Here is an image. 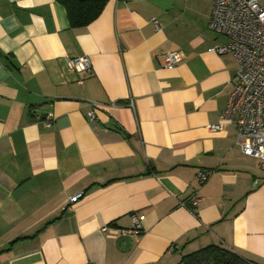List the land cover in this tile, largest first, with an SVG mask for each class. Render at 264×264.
I'll return each instance as SVG.
<instances>
[{"label": "crops", "instance_id": "crops-1", "mask_svg": "<svg viewBox=\"0 0 264 264\" xmlns=\"http://www.w3.org/2000/svg\"><path fill=\"white\" fill-rule=\"evenodd\" d=\"M213 9L109 0L72 27L57 0H0V264H183L211 244L264 264V170L222 120L238 61L213 50ZM133 214L143 233L122 235Z\"/></svg>", "mask_w": 264, "mask_h": 264}, {"label": "built area", "instance_id": "built-area-1", "mask_svg": "<svg viewBox=\"0 0 264 264\" xmlns=\"http://www.w3.org/2000/svg\"><path fill=\"white\" fill-rule=\"evenodd\" d=\"M154 22L156 23V20ZM210 28L228 38L226 43H216L213 50L223 54L230 53L238 61L233 90L223 111L222 120L236 125V145L244 154L258 158L264 170V0H214ZM180 60L179 52H168L165 67L173 69ZM67 63L77 72L89 71L92 68L88 55L68 57ZM111 105L115 106L116 103ZM130 105L134 107L133 100ZM101 106L103 104L99 102H91L88 117L95 119V110ZM54 119V114L49 113L43 123L50 126ZM209 127L216 131L220 124ZM210 175L209 170L199 171L200 183L204 184ZM82 196L83 193L74 195L70 201L75 203ZM189 204L195 207L198 198H192ZM188 207L192 208L190 205ZM132 219L133 226L120 229L122 235L139 236L143 233L144 217L133 214ZM104 230H107V227Z\"/></svg>", "mask_w": 264, "mask_h": 264}, {"label": "trees", "instance_id": "trees-1", "mask_svg": "<svg viewBox=\"0 0 264 264\" xmlns=\"http://www.w3.org/2000/svg\"><path fill=\"white\" fill-rule=\"evenodd\" d=\"M57 1L66 8L71 26L80 27L86 26L92 22L101 13L109 0ZM182 262L183 264H260L256 261L244 258L233 250L215 244L205 246L184 255Z\"/></svg>", "mask_w": 264, "mask_h": 264}]
</instances>
